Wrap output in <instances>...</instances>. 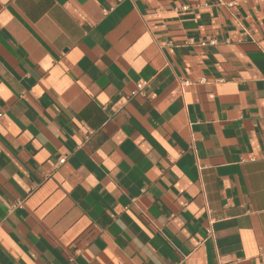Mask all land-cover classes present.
Here are the masks:
<instances>
[{"label":"crops","instance_id":"obj_1","mask_svg":"<svg viewBox=\"0 0 264 264\" xmlns=\"http://www.w3.org/2000/svg\"><path fill=\"white\" fill-rule=\"evenodd\" d=\"M0 264H264V0H0Z\"/></svg>","mask_w":264,"mask_h":264},{"label":"built area","instance_id":"obj_2","mask_svg":"<svg viewBox=\"0 0 264 264\" xmlns=\"http://www.w3.org/2000/svg\"><path fill=\"white\" fill-rule=\"evenodd\" d=\"M215 42L214 41H212L211 42V44H214ZM184 84H186V83H184ZM143 88H144V83H139V84H137L136 85V89L133 91V92H131V96H135V95H137L138 93H140L142 90H143ZM64 161H65V159L63 158V159H60L59 160V164H63L64 163Z\"/></svg>","mask_w":264,"mask_h":264}]
</instances>
